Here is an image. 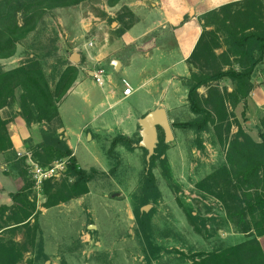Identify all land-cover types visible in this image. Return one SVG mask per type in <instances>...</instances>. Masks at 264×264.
I'll return each mask as SVG.
<instances>
[{
    "label": "trees",
    "instance_id": "obj_1",
    "mask_svg": "<svg viewBox=\"0 0 264 264\" xmlns=\"http://www.w3.org/2000/svg\"><path fill=\"white\" fill-rule=\"evenodd\" d=\"M85 1L88 0H0V59L14 56L17 44L37 29L48 11ZM119 1L107 0V4L112 7ZM99 15L105 17L106 12L101 11ZM136 20L122 23V26L128 29ZM199 20L203 32L188 59L190 75L185 79L187 100L196 118L175 122L173 126L192 129L198 135L213 128L225 150V160L196 186L222 202L227 218L247 238L225 248L194 253L189 256L191 262L186 264H264V250L259 241L264 236V117L258 126L259 141L239 124L237 131L232 132L234 110L240 103L247 107L248 97L254 88L252 75L264 60V4L261 0L228 3L202 14ZM217 49L223 51L216 54ZM78 75V68L68 65L53 84L39 56L34 53L11 69L0 66V155L23 179V186L9 194L11 204L0 205V264H20L25 253L32 249H36L39 255H45L34 181L28 171L26 157L18 155L11 139L10 126L17 117L26 128L35 124L47 126L41 130L39 141L30 137L23 140L35 162L46 167L56 160H66L63 179L49 181L42 186L41 192L47 198L44 207L51 208L87 194L89 183L105 174L96 168L80 167L64 135L49 127ZM225 78L231 81V90H222L214 85ZM202 86L208 88L206 95L199 91ZM242 115H245V110ZM133 143L130 136L117 135L111 141L107 154L110 158L116 156L118 144L133 149ZM166 147L164 132L158 127L157 146L150 163L146 162L141 204L146 203L149 188L156 190L152 172L156 159H159L164 174L169 176ZM179 203L196 231L201 232L195 221L197 216L181 201ZM135 213L139 224L137 235L151 245L145 213L140 208H136ZM9 232H21L23 240L17 241L12 236L6 238ZM144 250L147 264H152L145 247ZM31 263L32 259L27 260V264Z\"/></svg>",
    "mask_w": 264,
    "mask_h": 264
},
{
    "label": "rangeland",
    "instance_id": "obj_2",
    "mask_svg": "<svg viewBox=\"0 0 264 264\" xmlns=\"http://www.w3.org/2000/svg\"><path fill=\"white\" fill-rule=\"evenodd\" d=\"M128 1H119V5L109 7L107 0H88L48 11L37 29L17 44L15 55L0 59V66L11 69L34 53L39 56L53 84L68 65L76 66L85 77L89 73L92 75L94 71L104 68L94 63L92 53L93 42L97 41L96 36L102 23L116 20L122 26V23L136 20L143 13L138 9L130 16L131 12L125 4ZM101 11L106 12L105 17L99 15ZM83 44L85 49H76ZM73 52L80 55L77 63L71 60ZM186 78L185 75H176L168 82L161 102L155 107L167 110L174 139L165 142L169 176L164 174L159 159H156L152 169L156 190L152 187L148 189L146 203L141 204L144 199L142 183L147 168V150L139 146L140 126L132 130L130 135L134 140V148L118 144L115 148L116 156L111 158L107 151L114 137L105 138L104 131L101 136H92V132L86 131L82 140L75 144L77 162L84 169L96 168L105 171V174L89 183L87 194L51 208L43 206L46 195L33 187L39 211L42 251L45 255H39L36 249H32L25 253L20 264H27L29 259H32L31 264H147L144 247L152 264H186L191 262L189 256L194 253L210 252L246 240V235L227 218L222 202L196 186L225 160V150L213 128L198 135L192 129L173 126L175 122L196 118L187 100ZM214 85L222 90L232 87L231 81L226 78ZM207 89L203 88L201 94L206 95ZM153 97L143 90L119 106L125 120L123 126L129 122L134 124L132 119L126 117L128 106L134 110L150 107ZM254 99L257 100L254 106L248 104L245 108L241 105L234 110L232 132L237 131L239 124L259 141L258 126L264 117V93ZM68 104L69 100L63 105V113L70 118L73 114L67 110ZM76 105L86 110L85 116L91 118V112L81 100H76ZM243 110L245 115H242ZM17 119L19 117L14 123ZM73 119L72 124H75L78 118ZM19 126L23 139L30 137L33 141H39L41 130L47 128L44 124L26 128L22 122ZM15 173L18 174L16 170ZM63 177L51 181H60ZM179 201L197 216L195 221L201 232L196 231ZM147 205H150V209L145 211ZM136 208L145 213L151 245L144 241V237L137 235L139 224ZM90 225L95 228H89ZM5 236H12L17 241L23 240L21 232H9Z\"/></svg>",
    "mask_w": 264,
    "mask_h": 264
},
{
    "label": "crops",
    "instance_id": "obj_3",
    "mask_svg": "<svg viewBox=\"0 0 264 264\" xmlns=\"http://www.w3.org/2000/svg\"><path fill=\"white\" fill-rule=\"evenodd\" d=\"M237 1L242 0H130L125 3L132 14L138 9L143 13L128 29L116 20H111L108 24L102 23L96 36L97 41L93 42L94 63L104 67L109 80L104 85H99L90 73L86 77L79 73L77 80L59 104L58 116L50 123L52 130L64 135L74 156L76 145L86 131L92 132V136H101L106 132L103 136L108 139L118 134L130 136L132 130L139 126V119L161 102L168 82L176 75H190L191 65L188 59L203 32L199 17L222 5ZM261 1L264 4V0ZM116 5H119V2ZM76 49L82 51L85 46L83 44ZM222 51L223 49H217L215 53ZM114 60L120 61L119 69L112 64ZM122 79H127L132 85V95L124 96ZM252 82L254 88L250 92L247 105L254 106L257 101L254 97L264 93V60L254 70ZM203 88L206 86L199 88L200 93ZM143 90L151 98L153 94L158 96L153 97L150 107L134 110L128 106L125 110L126 117L132 119L134 124L129 122L127 126H123L125 120L119 106ZM78 99L87 110L89 109L91 118L85 116L86 110L76 105ZM68 100L67 110L73 117L78 118L75 124H72L73 117L69 118L63 113V105H66ZM241 105L244 107V104L240 103L237 108ZM21 122L19 117L16 123H11V139L15 150L24 153L27 148L19 132ZM22 186L23 179L12 170L4 156L0 155V205H10L9 194ZM259 241L264 250V236L260 237Z\"/></svg>",
    "mask_w": 264,
    "mask_h": 264
},
{
    "label": "water",
    "instance_id": "obj_4",
    "mask_svg": "<svg viewBox=\"0 0 264 264\" xmlns=\"http://www.w3.org/2000/svg\"><path fill=\"white\" fill-rule=\"evenodd\" d=\"M116 24L117 23L115 22L114 26H116ZM70 57L71 60L76 63L80 61V55L76 52H73ZM112 64L116 69L121 67V63L118 60H114ZM138 123L141 128V140L139 142V146L146 148V160L147 164H149L158 143V127L163 129L165 134V142L168 143L174 139L172 124L168 117L167 110L163 107H158L149 111L139 119ZM144 209L145 211H148L150 209V205L145 206ZM89 228L95 227L94 225H90Z\"/></svg>",
    "mask_w": 264,
    "mask_h": 264
},
{
    "label": "built area",
    "instance_id": "obj_5",
    "mask_svg": "<svg viewBox=\"0 0 264 264\" xmlns=\"http://www.w3.org/2000/svg\"><path fill=\"white\" fill-rule=\"evenodd\" d=\"M92 46V43H89ZM92 77L96 83L99 85H104L107 80H109V76L107 75L104 69H100L98 71H94L92 73ZM122 83L124 85L123 94L125 97L130 96L134 93V89L130 82L127 79H122ZM264 112V109H263ZM19 156L26 157V164L28 166V171L31 174V177L34 181V188L37 190H41L42 186L54 179H58L64 175L66 170V160H56L49 166H41L37 162L32 159V156L29 152L20 153Z\"/></svg>",
    "mask_w": 264,
    "mask_h": 264
}]
</instances>
